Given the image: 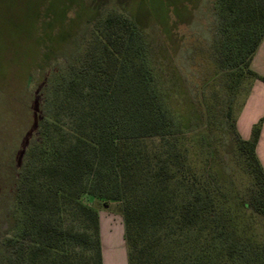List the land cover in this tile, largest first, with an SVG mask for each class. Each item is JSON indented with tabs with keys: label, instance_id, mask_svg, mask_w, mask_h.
Segmentation results:
<instances>
[{
	"label": "trees",
	"instance_id": "16d2710c",
	"mask_svg": "<svg viewBox=\"0 0 264 264\" xmlns=\"http://www.w3.org/2000/svg\"><path fill=\"white\" fill-rule=\"evenodd\" d=\"M211 2L201 86L213 84L199 100L116 6L52 67L8 175L0 264H103L101 215L86 196L120 204L128 264H264L263 119L249 138L236 123L264 82L250 67L264 0Z\"/></svg>",
	"mask_w": 264,
	"mask_h": 264
},
{
	"label": "rangeland",
	"instance_id": "374dc122",
	"mask_svg": "<svg viewBox=\"0 0 264 264\" xmlns=\"http://www.w3.org/2000/svg\"><path fill=\"white\" fill-rule=\"evenodd\" d=\"M211 1L0 0V211L11 190L7 179L12 166L33 131L31 105L52 67L88 37L95 14L116 6L137 15L154 54L177 65L191 96L199 100L202 89L207 91L213 84L201 86L209 69L207 55L215 23ZM85 199L99 209L110 232L106 236L119 244L120 204L106 206L91 196ZM4 218L0 213V233Z\"/></svg>",
	"mask_w": 264,
	"mask_h": 264
},
{
	"label": "crops",
	"instance_id": "0c3cea01",
	"mask_svg": "<svg viewBox=\"0 0 264 264\" xmlns=\"http://www.w3.org/2000/svg\"><path fill=\"white\" fill-rule=\"evenodd\" d=\"M250 67L259 74L264 75V37L252 57ZM261 118L263 119V125L256 150L264 166V82L256 79L237 115V128L242 137L249 138L253 125ZM106 228L107 225L104 224L101 216L103 264H117L119 261L121 264H125V261L128 264L127 247L123 236V223L119 232V244L118 241L115 243L113 236H106L110 233Z\"/></svg>",
	"mask_w": 264,
	"mask_h": 264
}]
</instances>
